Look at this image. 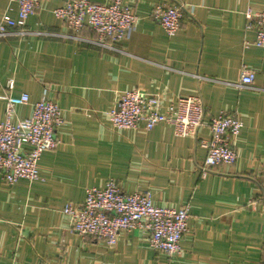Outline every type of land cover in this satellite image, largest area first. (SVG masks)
<instances>
[{
	"label": "crops",
	"instance_id": "obj_1",
	"mask_svg": "<svg viewBox=\"0 0 264 264\" xmlns=\"http://www.w3.org/2000/svg\"><path fill=\"white\" fill-rule=\"evenodd\" d=\"M63 2L42 0L24 33L8 27L0 38V92L13 76L16 117L46 97L63 118L57 147L38 160V179L10 185L0 177V264H264V48L244 30V11L264 8V0H122L137 20L111 47L87 25L73 38L52 12ZM157 3L182 8L170 37L151 16ZM16 13V3L0 0V19ZM243 68L253 72L251 87L236 86ZM134 89L159 95L162 104L199 95L205 121L237 115L235 162L204 168L206 125L193 136H178L166 123L113 128L107 111ZM110 178L125 192L150 191L155 205L188 204L179 253L154 250L149 233L138 230L110 246L69 229L65 203H82L87 188Z\"/></svg>",
	"mask_w": 264,
	"mask_h": 264
},
{
	"label": "built area",
	"instance_id": "obj_2",
	"mask_svg": "<svg viewBox=\"0 0 264 264\" xmlns=\"http://www.w3.org/2000/svg\"><path fill=\"white\" fill-rule=\"evenodd\" d=\"M17 5L16 16L4 14L0 19V38L10 32L8 27H23L42 0H7ZM55 17L77 38L78 31L87 25L99 35L103 45L111 47L126 38L136 23L137 16L122 4V0L96 2L93 0H64L52 9ZM165 34L170 37L178 30L182 18L179 5L157 3L151 11ZM244 30L254 31L253 44L264 48V8L247 7L244 11ZM253 72L243 68L236 86L251 87ZM15 85L13 76L1 85L0 100L4 103V117L0 121V177L7 184L19 179L39 178L38 160L47 150L58 145L56 128L62 122V109L58 103L42 97L32 104L27 117L17 118L16 101L12 98ZM27 93H22L20 103H27ZM205 108L199 95L180 96L175 102L162 104L159 95L145 94L138 89L119 95L114 106L107 111L110 125L118 130L142 127L150 130L159 123L173 127L178 136H193L206 125L210 138L201 142L206 149L204 168L232 164L237 155L232 146L242 121L235 114L220 112L204 120ZM264 183V169L262 171ZM62 213L69 222V229L82 237L105 241L113 246L122 232L138 230L149 233L148 245L154 250L172 256L181 251V240L187 230L189 206L155 205L148 190L125 192L116 180L110 178L101 188L86 189L82 203L67 202Z\"/></svg>",
	"mask_w": 264,
	"mask_h": 264
}]
</instances>
